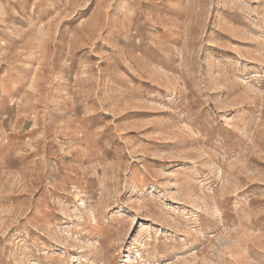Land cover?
I'll use <instances>...</instances> for the list:
<instances>
[{
	"label": "rangeland",
	"instance_id": "1",
	"mask_svg": "<svg viewBox=\"0 0 264 264\" xmlns=\"http://www.w3.org/2000/svg\"><path fill=\"white\" fill-rule=\"evenodd\" d=\"M0 264H264V0H0Z\"/></svg>",
	"mask_w": 264,
	"mask_h": 264
}]
</instances>
